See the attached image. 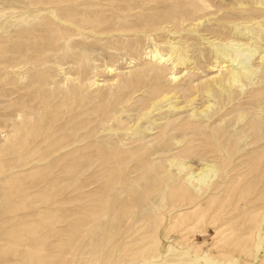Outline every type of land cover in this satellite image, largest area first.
Returning a JSON list of instances; mask_svg holds the SVG:
<instances>
[{
	"label": "rangeland",
	"instance_id": "374dc122",
	"mask_svg": "<svg viewBox=\"0 0 264 264\" xmlns=\"http://www.w3.org/2000/svg\"><path fill=\"white\" fill-rule=\"evenodd\" d=\"M0 264H264V0H0Z\"/></svg>",
	"mask_w": 264,
	"mask_h": 264
},
{
	"label": "bare ground",
	"instance_id": "6f19581e",
	"mask_svg": "<svg viewBox=\"0 0 264 264\" xmlns=\"http://www.w3.org/2000/svg\"><path fill=\"white\" fill-rule=\"evenodd\" d=\"M234 81L239 80L240 76L238 74H236L234 77H232Z\"/></svg>",
	"mask_w": 264,
	"mask_h": 264
}]
</instances>
